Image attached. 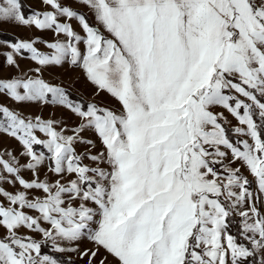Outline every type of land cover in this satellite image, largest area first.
<instances>
[{
  "label": "snow or ice",
  "instance_id": "obj_1",
  "mask_svg": "<svg viewBox=\"0 0 264 264\" xmlns=\"http://www.w3.org/2000/svg\"><path fill=\"white\" fill-rule=\"evenodd\" d=\"M39 3L0 0L55 37L0 41V264H264V0Z\"/></svg>",
  "mask_w": 264,
  "mask_h": 264
},
{
  "label": "rangeland",
  "instance_id": "obj_2",
  "mask_svg": "<svg viewBox=\"0 0 264 264\" xmlns=\"http://www.w3.org/2000/svg\"><path fill=\"white\" fill-rule=\"evenodd\" d=\"M28 7L34 10H43L42 5L39 3V0H24ZM75 7V6H74ZM79 11L85 12L86 15L92 20L91 13L87 12L86 8H79ZM75 27V23H74ZM0 30L9 34H12L16 36L18 39L21 40H27L29 38H36L40 37L43 40L47 41H53L55 37L51 32H40L36 30L35 28H26L23 26H14L12 24L4 23L0 24ZM77 31H80V29L77 27ZM2 41V40H1ZM40 51L47 52L49 51L43 44L37 45ZM7 51L6 48L0 47V53ZM21 68L27 70L29 67H34L35 65L30 64L27 60H21L20 61ZM0 71H3V74L5 76L12 74L13 70L6 69L4 66V59L3 56H0ZM44 78L46 80H49L50 82L57 83V82H63V84L68 87L69 91L73 94L79 95V97L83 98L86 101H89L93 99V92L94 88L92 85L87 83L84 79L82 74L79 71H74L71 68H65L57 71H52L51 69L45 70ZM95 99L100 100L103 99V101L106 104L109 105H116V102L114 100H110L107 96L104 97H96ZM12 106V105H10ZM118 106V105H117ZM25 114L28 115H40L45 119L53 118V119H67L69 124L76 123L75 120L69 119L62 109L53 108L50 106H45L44 108L36 107V106H22L19 109ZM235 124V121H233ZM9 149L14 151L17 155H19L20 152V146L19 144L12 139H4L2 142H0V150L3 149ZM79 151H83V148H79ZM23 159H21V163H23ZM87 162V161H85ZM25 179H31L30 173H24ZM251 179V177H249ZM5 187L8 188L9 191H14L15 189L8 187L5 185ZM231 233L233 235L239 236V217H235L232 220V225L230 229ZM81 247H90V245H81Z\"/></svg>",
  "mask_w": 264,
  "mask_h": 264
},
{
  "label": "trees",
  "instance_id": "obj_3",
  "mask_svg": "<svg viewBox=\"0 0 264 264\" xmlns=\"http://www.w3.org/2000/svg\"><path fill=\"white\" fill-rule=\"evenodd\" d=\"M23 4H24V8H25V13L28 14L29 11H35L34 9H31L30 7H28V5L26 4V2L24 0H22ZM89 18V17H88ZM90 20V18H89ZM91 21V20H90ZM18 39L16 36L12 35V34H9V33H6V32H3L0 30V41L2 40H11V41H14ZM71 93V92H70ZM71 96L74 100H82L84 102H87L86 100H84L83 98L79 97V95H76V94H73L71 93Z\"/></svg>",
  "mask_w": 264,
  "mask_h": 264
}]
</instances>
